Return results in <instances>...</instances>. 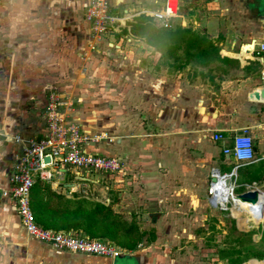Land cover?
<instances>
[{"label":"rangeland","instance_id":"rangeland-1","mask_svg":"<svg viewBox=\"0 0 264 264\" xmlns=\"http://www.w3.org/2000/svg\"><path fill=\"white\" fill-rule=\"evenodd\" d=\"M43 1L44 4L40 5ZM46 1L48 5H45ZM46 1L32 0L34 22L38 19L39 23H48L44 34L40 33L41 29L35 28L37 25L32 33L37 38L45 36V40L42 38L46 44L34 47L31 57L24 58L19 53L14 55L17 60L13 63L9 61L12 53L6 50L8 57L0 62V101L9 98L4 91L12 88L18 91L15 94L17 106H9L7 113H13L18 118L26 114L25 111L40 112L43 96H47L48 90L56 89L71 98L74 110L82 116V127L91 133L105 134L113 128L114 132H121L116 136L124 137L122 141H126L127 145L131 141L138 143V150L129 155L131 161H135L133 164L138 168L158 170L163 180L162 192L174 196L167 203L169 207L155 210L153 214L122 215L128 221L133 218L144 233L142 245L136 251L146 257V264H225L216 251L227 248L226 236L229 244H236L232 242V227L241 233L253 232L254 248L264 253V242L261 243V232L257 229L264 220V202L260 208L262 202L253 207L245 203H238L237 206L229 200L225 208L218 209L209 205L206 196L211 166L201 149H211L214 143L206 138L210 133L200 130L205 122L202 118L207 115L209 106L227 105L230 100L227 96L238 89L242 81L234 72L238 71V67L232 64H201L188 58L181 49L173 53L148 47L139 31L133 32L132 29L142 47L130 45L133 53L123 60V54L118 53L115 47L110 49L105 42L95 41L87 31L82 15L85 3L82 0ZM155 1L154 5L145 8L162 10L164 0ZM110 7V15L126 18L129 25L139 16L156 25L151 14L131 18L122 14L121 3ZM40 11L48 15L40 14ZM133 13L136 12L129 15ZM181 18L176 14L169 29L184 27L190 28V32L205 35L218 48L222 58L228 55L221 50L231 51L230 41L239 38L240 31H221L219 27L209 29L204 21L192 26L191 21L188 23ZM204 26L206 29H203ZM239 45V42L235 44L234 52ZM3 112H6L5 109L2 117L5 116ZM185 137L200 138L190 140ZM162 158L168 162L167 165L161 163ZM224 164L228 173L229 166L234 163L228 158ZM124 169L126 166L122 163L116 175L125 172ZM93 175L85 174L89 178ZM66 176L67 182L80 183L73 180L70 174L66 173ZM130 177L129 174L127 178ZM98 179L102 183L109 182L103 176ZM125 183L128 190L131 186L127 185L128 181ZM244 184L235 179L234 196L240 191H247V186L250 190L264 192V184L242 186ZM151 215L157 220L152 226L149 222ZM151 236L153 241L147 243ZM250 261L241 264H264V259ZM113 264H119V261L115 260Z\"/></svg>","mask_w":264,"mask_h":264},{"label":"crops","instance_id":"crops-1","mask_svg":"<svg viewBox=\"0 0 264 264\" xmlns=\"http://www.w3.org/2000/svg\"><path fill=\"white\" fill-rule=\"evenodd\" d=\"M165 1L170 3L172 10L175 6V16L178 14L182 17L181 19H185L188 23L191 21L192 26L196 25L199 21H204L209 29L219 27L222 28L220 29L221 31H240L237 40L230 41V44L228 42L230 47L232 46L231 51H221L228 54L226 58L237 61L238 71L234 72L238 74L236 76L238 79H242V81L238 84V89L227 96L230 100L226 106H209L207 108V115L202 118L205 122L201 125L200 130L210 133V136L206 138L214 143V146L211 149L202 147L201 152L210 164V169H216L222 174L227 173L224 170L226 168L224 161L231 157L223 155L222 150L229 147L230 140L234 134H237L238 131L241 133L242 130H246L252 138L255 160L248 165L254 168L262 165L264 168V103L248 99V94L264 84V78L260 77L261 71L264 72V50L259 53L258 57H255L254 54L248 53V51L244 53L246 49H251L252 46H247L243 49L245 45H249L252 41L255 44L264 45V0ZM87 2L89 0H82V3L87 4ZM155 2V0H122L120 2V11L123 15L126 14V17L131 18L137 17L139 14L149 15L155 11L146 9L145 7H150ZM173 2H175V5ZM109 3H113L110 6L117 4L116 0H109ZM43 4L44 1L40 5ZM45 5H48V1H46ZM32 6V0H0L1 63L2 60L8 57V54L5 53L6 50H8V53H12L9 61L13 63L17 60L14 55L19 53L21 57H31L30 53L33 52L34 47L46 44L44 43L45 36H42L43 40L42 37L37 38L32 33L36 25L37 27L35 28L41 29L39 31L42 34L48 29V23L43 24L42 21L39 23L38 19L34 22ZM44 10L48 11V9ZM132 12L136 13L130 16L129 14ZM39 13L48 15L47 12L40 11ZM61 14L59 11V15ZM113 17L120 20V24H115L119 28L116 32L113 31L107 35L102 42H105V44L106 41L112 42L113 48L115 47L118 53L123 54L121 56L123 60H126L133 53L131 48H129L130 45H136L140 48L142 44L131 32L132 28L126 21V18H117L116 15ZM59 20H63L62 17H59ZM132 22L134 23V21ZM170 22L171 19L169 20ZM156 26L158 27L157 24ZM203 29H206V27L204 26ZM87 31L89 32L88 27ZM127 39H130L129 43L126 41ZM237 42L240 43V47L234 52L233 50H235ZM124 48H128V50ZM56 91L58 92V90ZM4 92L8 94L9 98L7 101H0V131L5 137L3 141H0V264H113L114 259L85 256L53 249L44 243L31 239L21 228L13 201L1 196L2 191L8 188V177L11 172L13 157L20 149L11 139L15 135H19L23 139L39 138L43 135L44 124L41 110H43L46 96H43V99H41L40 112L27 113L25 111L24 113L26 114L17 118V115L13 113L8 114L7 110L9 106H17L15 94L18 91L12 88ZM58 93L64 97L66 103H70V119L78 122L87 133L97 135L96 133L98 132L94 131L91 133L92 131L82 127V116L78 110H74L73 103L70 101L71 98L65 93ZM3 109L6 112H3L5 116L2 117ZM109 131L112 133L106 131L105 135L112 139L110 143L107 141L99 142L89 146L87 151L100 155L118 156L122 160L123 166H126L125 172L116 175L117 178L115 176H103L109 180L108 184L99 181L98 178L101 176L95 174L90 178L85 176L87 181L75 183L66 181V173L70 174L73 180H75L74 171L64 168L61 169L62 174L60 177L54 178L53 181L47 183L50 185L51 190H59L66 198H69L72 193H77L95 201H100L105 205L109 204L113 213L120 216L123 214H128L130 217L137 214L148 215L153 214L152 212L155 210L169 207L167 203H170L174 196L162 192L161 182L163 180L159 171L152 170L151 168H138L133 164L135 161H131L129 158V155L135 154L134 151L138 150V143L131 141L128 146L126 141H122L124 137L116 136V134H120L121 132H114L113 128H110ZM215 132L221 135V141L215 142L211 139V135ZM185 138L194 140L200 137ZM170 158H172L171 155ZM129 161L132 165L131 163L129 164ZM161 163L168 164V162H165V158H162ZM136 164H138L137 161ZM233 166L234 164L229 166L230 170ZM236 170L237 168L234 171L233 181L237 179ZM126 174H130L131 177L127 178L128 175L126 176ZM126 181H128L127 185L130 184L131 186L128 190L125 189ZM55 183L57 184L55 185ZM252 184H264V181L259 183L252 182L250 185ZM59 185L62 187L59 188ZM243 186H247V184ZM156 221V216L151 215L149 219L151 226ZM18 225L20 228H18ZM141 243L142 241L138 243L136 250L142 245ZM136 250L133 252L121 251L128 256L134 257V259L137 257L135 259L136 264H146V257L141 253H137L139 251ZM128 262L132 261L129 260ZM132 264L135 263L132 262Z\"/></svg>","mask_w":264,"mask_h":264},{"label":"built area","instance_id":"built-area-1","mask_svg":"<svg viewBox=\"0 0 264 264\" xmlns=\"http://www.w3.org/2000/svg\"><path fill=\"white\" fill-rule=\"evenodd\" d=\"M109 9V0H89L83 8V20L95 41L104 40L107 34L116 32L119 28L115 24H120V20L111 16ZM151 17L159 28L168 29L169 20L175 17V9L170 10L165 1L162 10L152 12ZM126 41L129 43L130 39ZM105 45L113 48L110 41H106ZM251 45L252 48L246 49L244 53L248 51L258 57L264 50L263 44H255L252 41ZM260 77L264 78L263 71ZM69 112L70 103H66L64 97L55 89L48 90L41 113L43 135L39 138L25 139L15 135L11 139L20 149L13 157L8 188L2 191L1 196L13 201L20 226L31 239L53 249L112 260L122 253L113 244L83 235H74L72 232L44 228L35 222L29 206V194L34 184L38 181L46 183L53 181L54 178L61 176V169L65 167L73 170L74 179L80 182L87 181L85 174L114 176L122 168V160L118 156L87 151L91 145L103 141L110 143L112 139L105 134L87 133L78 122L70 119ZM211 139L215 142L222 140L221 135L216 132L211 135ZM253 148L251 136L246 130H242L240 134H234L229 147L222 150L223 155L231 157L234 166L229 173L223 174L216 169H210L206 196L212 208H225L229 200H233L234 171L255 161ZM249 190L250 186H247V191Z\"/></svg>","mask_w":264,"mask_h":264},{"label":"trees","instance_id":"trees-1","mask_svg":"<svg viewBox=\"0 0 264 264\" xmlns=\"http://www.w3.org/2000/svg\"><path fill=\"white\" fill-rule=\"evenodd\" d=\"M130 27L133 32L139 31L138 34L143 37L148 47L158 50L166 49L173 53L181 49L185 51L188 58L201 64H232L237 67L236 60L220 57L219 50L212 41L203 34L190 32V28L162 29L153 25L144 16L134 19ZM223 54L228 55L224 52ZM236 177L247 185L252 182L259 183L264 181V168L262 165L256 168L250 165L241 166L236 170ZM242 186L240 190L243 191ZM30 191L29 206L34 220L44 228L106 241L127 252L135 251L136 246L143 239L144 233L137 227L133 218L128 221L113 213L109 204L105 205L77 193H72L69 198H66L59 190H51L47 183L41 181L36 182ZM261 202L260 208L264 200ZM256 215L251 219L252 221ZM257 229H260L262 243L264 242V220ZM231 231L233 232L232 242L236 244L233 246L229 244V238L226 236L227 248L216 251L220 260H224L225 264H241L250 259V262L264 259L262 250L254 248L255 244L251 239L253 232H237L234 227ZM152 236L147 243L153 241Z\"/></svg>","mask_w":264,"mask_h":264},{"label":"water","instance_id":"water-1","mask_svg":"<svg viewBox=\"0 0 264 264\" xmlns=\"http://www.w3.org/2000/svg\"><path fill=\"white\" fill-rule=\"evenodd\" d=\"M122 0H116L117 3H120ZM249 45H245L243 47V49L245 47H247ZM248 99L250 101H259V102H263L264 103V84H262V86L256 90H254L253 92H251L250 94H248ZM237 134H240V132L238 131ZM4 135L1 133L0 131V141L4 140ZM45 162H47V159L44 160ZM62 182V181H61ZM235 198L239 201L242 202H247L251 205H254L257 203V199H258V191L257 190H249V191H245L243 193L237 194L235 195ZM262 216V213H261ZM137 257H135L136 259ZM134 257L128 256L125 253H120L115 259L114 261H119V264H124V263H128L129 260H131L133 263L136 264Z\"/></svg>","mask_w":264,"mask_h":264},{"label":"bare ground","instance_id":"bare-ground-1","mask_svg":"<svg viewBox=\"0 0 264 264\" xmlns=\"http://www.w3.org/2000/svg\"><path fill=\"white\" fill-rule=\"evenodd\" d=\"M168 6H169V8H170V3H169V2H168ZM170 10H172V9L170 8ZM249 46H252L251 43L249 44ZM248 50H250V49H248ZM257 191H258V190H257ZM263 200H264V192H260V191H258V199H257V202H258V203L254 204V205H252V206L254 207L255 205H258L259 202H261V201H263ZM221 202H223V200H222ZM231 203H233V204H235V205H237V206H238V203H240V205L243 204V203H245L246 205H249V206L251 205V204H249V203H247V202H242V201L237 200V199L235 198V196H234V199L231 201Z\"/></svg>","mask_w":264,"mask_h":264}]
</instances>
